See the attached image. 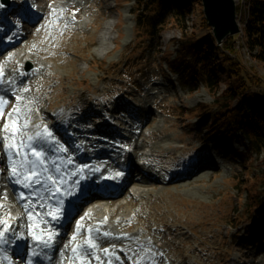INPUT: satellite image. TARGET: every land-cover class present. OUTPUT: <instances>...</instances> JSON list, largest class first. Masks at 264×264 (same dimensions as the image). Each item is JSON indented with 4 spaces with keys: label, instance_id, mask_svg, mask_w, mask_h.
Returning a JSON list of instances; mask_svg holds the SVG:
<instances>
[{
    "label": "rangeland",
    "instance_id": "374dc122",
    "mask_svg": "<svg viewBox=\"0 0 264 264\" xmlns=\"http://www.w3.org/2000/svg\"><path fill=\"white\" fill-rule=\"evenodd\" d=\"M51 1L72 11L56 17L60 25L48 36L53 40L54 32H58V39L44 48L53 54L51 61H45L46 67L53 66L47 71L50 81L31 85L33 91L28 88L31 104L25 110L18 108L19 120H23L24 114L40 118V112H47L49 117L52 111L61 110L68 116L79 112L75 126L91 133L90 114H118L143 120L152 113L155 122L144 129L152 133L147 143L153 141L158 150L163 149L160 157L167 156V161L181 166H192L201 162L203 152L209 164L204 165L208 170L194 185L156 187L150 198L155 206L147 207L145 202L139 205L140 220L148 219L159 229L165 226L168 234L163 237L162 231L160 237L163 238L158 241L166 250L175 246L184 248L185 254H190L191 249L196 251V256H189V264H200L202 258L209 260L206 264H264V216L251 218L252 207L248 200L251 182L240 184L243 174L253 176V172L259 170L262 156H248L244 144L239 142L230 148L218 149L215 141H218L213 129L217 120L216 96L222 97L229 83L225 68L220 67V87L215 95L199 82L184 85L181 74L173 72L168 63L169 56L177 57L178 40L183 33L168 20L164 26H156L157 34L153 36L151 16L156 11L150 10L155 9L156 4L146 7L150 12L142 17V24H146L143 27L138 21L145 10L141 6L146 3L143 0ZM238 2L240 16L244 18L249 2ZM39 4L49 5L45 1ZM75 16L77 20H73ZM187 18V34L196 32L204 36L212 31L208 21L204 22L203 5H195ZM39 31L38 27L33 28L31 43L39 42ZM239 51L243 64L264 81V65L254 60L247 48L241 47ZM227 55L230 56V52L227 51ZM37 103L43 106L40 108ZM107 104L116 111H109ZM206 105H212L211 110L215 111L209 126H205V115L195 112L198 106ZM51 106L55 108L51 110ZM13 109L15 107L12 113ZM10 120L8 117L7 122ZM204 127L215 139L206 134ZM169 144L182 145L185 153L170 156L169 150L174 148L169 149ZM181 155L183 158L179 160ZM4 186L2 177L0 191L9 197ZM261 190L263 187L258 191L261 193ZM170 195L174 196L173 202ZM158 196H163V200H158ZM134 220L140 222L137 218ZM169 234H172L170 238ZM57 259L58 253L51 264H56Z\"/></svg>",
    "mask_w": 264,
    "mask_h": 264
},
{
    "label": "trees",
    "instance_id": "16d2710c",
    "mask_svg": "<svg viewBox=\"0 0 264 264\" xmlns=\"http://www.w3.org/2000/svg\"><path fill=\"white\" fill-rule=\"evenodd\" d=\"M143 1L146 3L141 6L145 10L138 16V21L144 27L146 24H142V17H147L148 12L155 10L150 27L154 32L153 36L157 34L154 31L156 26H164L168 20L183 33L182 39L178 40L180 48L177 57L171 59L169 56L168 63L172 71L181 74L184 85L199 82L215 95L220 87V67L225 68L228 87L222 97L216 96L214 105L217 108V120L213 129L218 141L211 135L219 148L227 149L239 142L244 144L248 156H262L259 170L254 171L253 176L243 174L240 178V184L251 182L248 186L251 218H261L264 216V190L261 193L258 190L262 187L264 189V81L250 72L239 59L242 57L239 49L247 48L251 57L264 65V0H247L249 20L241 33L228 37L220 47L212 31L204 36L196 32L186 33L188 26L185 19L192 13L193 6L202 5V0H191V4L189 0ZM150 4H156L155 9L146 11ZM206 21L205 18L204 22L207 23ZM212 107L206 105L195 109L200 116L205 115V126H209L208 122L214 116Z\"/></svg>",
    "mask_w": 264,
    "mask_h": 264
},
{
    "label": "bare ground",
    "instance_id": "6f19581e",
    "mask_svg": "<svg viewBox=\"0 0 264 264\" xmlns=\"http://www.w3.org/2000/svg\"><path fill=\"white\" fill-rule=\"evenodd\" d=\"M46 9V8H45ZM248 9V7H247ZM61 9H58L56 12L53 13V15H59L61 13ZM1 11V7H0ZM50 16H51V11L48 13H45L42 18H39L38 23H40L43 26L42 32L39 33V45L38 47L32 46L31 49H28V47H31L28 43L25 44H19L13 48H7L3 49L0 51V61L1 60H6V54L12 51H15L19 48L25 49V52L21 53H15V55L11 58V63L14 64L16 67L18 66L19 63V58L21 59L23 63V70L27 73L28 77V83L30 85L36 84V83H48L50 81L51 76L47 74V71L52 69L53 66L47 65V67H43L39 60L35 57V54H39L43 56V59L50 61L53 59V56L51 54H48V51H45L44 47L46 46L47 43L53 44L56 40H51V37H49V32L51 29L52 24L46 25V22L50 21ZM37 22L32 26V28H35L38 24ZM247 22L244 23L246 25ZM54 26V25H53ZM50 44V45H51ZM49 45V44H48ZM49 45V46H50ZM34 52V53H33ZM45 65V64H44ZM24 72V73H25ZM19 73V71H18ZM23 104V103H22ZM40 106H42V103H40ZM29 107V106H28ZM53 106H51L52 108ZM141 114H144V111L141 112ZM43 117H46V112H43L41 114ZM115 117V116H114ZM90 119H97L99 117L95 115H90ZM117 118V117H116ZM144 118V117H143ZM56 119H57V124H50L49 126H54V131L55 134L59 137H62V133L64 130H70L72 128L70 124L66 121L63 120L62 116V111H59L56 114ZM130 122H127L129 125H124L121 124L120 128L122 129L123 132L129 133L130 138H121L122 142L128 143L132 140L131 137L134 138L135 135H138L141 133V131L146 128V125H151L155 122L154 115L150 113L148 116H146L145 119L139 120V118L132 119L131 117L129 118ZM27 121V128L23 129V135H18V138H21V140H24V144L29 145V141H31V138L41 136L44 134L43 128L45 126V122H41L39 118L35 116H26L24 117V122ZM20 125V127H22ZM112 131L114 130L113 127H111ZM12 130V129H11ZM77 130V129H76ZM137 131H140L139 133ZM7 134L8 131H7ZM79 138H84L85 131L80 132L79 131ZM142 136V134H140ZM56 137V136H55ZM162 139V137H161ZM170 141V140H167ZM32 143V141H31ZM54 148L57 151H60V146L61 144L53 142ZM103 143L102 142H95L91 140H85L83 142L78 141V146L79 149L82 147L84 150H92L98 147H101ZM69 152H74L77 147L73 145H67ZM156 153L163 152V149H159L154 146H152ZM169 149L174 148L172 151L169 150V154H175L176 149L174 145L169 144L168 145ZM167 148V149H168ZM81 149V150H82ZM112 152L115 154H118L121 158H124L125 150L117 147L113 148ZM145 156H147V159L151 162L154 158V155H149L147 153H144ZM202 160H206V158H202ZM205 161L199 162V164H194L192 167H189L187 170H184L180 172L179 174H176L173 172L172 168L169 169H160L159 174L161 175V178H165V176L173 178L171 182H169L167 185L175 184L178 187L183 188L185 185H194L195 182L197 181L200 176L204 175L208 169L204 167L208 166V163H204ZM153 165H150L148 168L149 170H152ZM179 167H176V170ZM48 177L42 179L44 182L42 186L45 187V189L48 190V192H44L43 197L47 200L44 204V202L39 203V205L44 204L45 208L49 210V214H56L59 207H56V201H57V195H50L51 192H55L56 188L54 185H52L48 179ZM134 182L137 185L144 186V187H149V186H157V182H154L146 177H142L141 179H134ZM165 188V187H164ZM77 189V188H76ZM132 192L134 193L133 196H131V204H136L139 205L141 202L144 201V199L147 198V196L152 195L153 192H155L154 189H140L135 190L133 189ZM130 191V193H132ZM36 194L41 195V191L36 192ZM70 194V193H68ZM73 195V200L68 202L67 205H65V212H71L74 211L79 204V199L75 194ZM75 196V197H74ZM159 199L163 200V196H158ZM81 199L87 200L86 207L83 208L80 212H77L74 217L77 220L76 224L79 227L77 230L79 231L80 229H85L86 233L83 235L84 238L82 240H78V235H74L75 240L70 239V243L73 245H80L81 247L78 249L80 252V257L82 260H77L73 258L70 262L67 264H89L91 258H86L85 254H89L90 247H87L85 244V241L90 237L91 240L97 244V247L95 249V255L93 258L95 259V264H106V261L108 262L109 259L111 258L114 262V264H128V260L126 258L127 255L131 256L132 258L136 259L138 261V264H147L148 259L142 258V252H148L149 256L154 257L152 254V248H151V241L147 240L145 243L139 242V239L143 236V232H151L154 233L155 235H158L160 231H158L155 227L154 224L147 220L142 221V223H138L137 221L134 220L135 217L139 216V213H137L138 209L135 210L133 208H126V206H119L117 209H113L114 207V202L112 200H106L108 202H99L95 205L96 201L94 199L86 198L83 197ZM80 199V200H81ZM10 201H15L17 200L15 195H11L9 197ZM74 205L72 208L71 206ZM153 206L154 204H150ZM6 212L9 213L8 217L15 216V213L12 212L13 207L11 205H6ZM87 213V214H86ZM12 214V215H11ZM86 214V216H85ZM50 217L52 216L51 214L49 215ZM117 217L116 220H112V217ZM108 217H111V220H108ZM46 219V218H45ZM53 219V218H52ZM51 220V218H50ZM15 221V219H14ZM101 224V226H98V224ZM75 224V226H76ZM144 227H140V226ZM30 226V227H29ZM107 229L108 234H111L113 236L105 239L110 246L108 247L109 249L107 251H102L99 248V244L104 243V240L100 237L99 235L95 236L93 233L95 230L99 228L105 227ZM136 228L138 231H131L128 232L127 229L130 228ZM20 229L26 233L27 238L31 240L30 235L28 234L29 228L35 232L36 236L38 238H47L46 230H44V226L39 224L35 219H28L27 217L23 218V221L21 223V226L19 227ZM87 230H91L90 232ZM0 237L10 240L7 234H0ZM137 243L136 247H133L132 249H127L126 246L131 245L132 243ZM160 244V242H158ZM161 245V244H160ZM43 247L44 244L42 245ZM61 248V247H60ZM66 253V252H65ZM192 254H196L194 251H192ZM182 256V255H181ZM168 257L173 264L179 263L181 264L183 261L184 263L188 261V257L186 256L184 260L178 259V255L175 253L174 250H171L170 253L168 254ZM63 257L62 255L58 256V262L57 264H62ZM161 262L164 261L163 258H159Z\"/></svg>",
    "mask_w": 264,
    "mask_h": 264
},
{
    "label": "snow or ice",
    "instance_id": "6c2138e0",
    "mask_svg": "<svg viewBox=\"0 0 264 264\" xmlns=\"http://www.w3.org/2000/svg\"><path fill=\"white\" fill-rule=\"evenodd\" d=\"M6 103L7 102L5 100L0 98V117H3V115H4L3 108L6 106ZM13 113L16 114V120H17V123L13 125L14 131L11 134V138L14 139L18 135H23V129L27 128L28 125H27V121H25L23 123L22 127L19 126V109H13ZM9 118L10 119L12 118L11 114L9 115ZM17 128H19L18 131L16 130ZM4 131L5 132L8 131L7 124L4 127ZM45 131H46L47 138L51 139L52 134L50 132H47V130H45ZM8 138L9 137H6L5 139H8ZM53 142H55V141H53ZM30 143H31V141H29V144ZM24 146H25L24 141L20 140V141H17V143L13 144L11 146L10 150H14L17 156H20V157H22L23 160L27 161L28 160V152L21 153V151H20V149L23 148ZM44 154L45 153L43 151H37V150H35V148H31V155L36 157V161L40 165L44 164V160H43ZM29 163H31V161H29ZM11 171H12L13 176L16 178L17 183H21V177H22V180H23L22 186L23 187H29L30 188L33 185H42L44 183L39 178V173H38L36 168H31L30 170L21 173L20 171H18L16 164L13 163ZM47 179L52 185L57 184V181L55 179H53L52 176H48ZM59 192H60V189L56 188L55 192H51L50 195H56V194H59ZM21 199L27 200L28 198L26 196H24L23 194H21ZM25 209L26 210L28 209L27 204L25 205ZM50 214L52 215L53 219H59L58 215L52 214V213H50ZM79 227H82V226H78V228ZM87 231L90 232L91 230H87ZM53 235H55V233H53L52 235H49L48 238L43 240L42 242L45 245L50 244L52 242ZM73 240H75V237H73ZM85 244L87 247H90L93 249L97 247V245L91 240L90 237L85 241ZM80 247H81L80 245H77L73 249V252H76ZM105 251H107V249H105ZM81 264H83V262H81Z\"/></svg>",
    "mask_w": 264,
    "mask_h": 264
},
{
    "label": "water",
    "instance_id": "95a60500",
    "mask_svg": "<svg viewBox=\"0 0 264 264\" xmlns=\"http://www.w3.org/2000/svg\"><path fill=\"white\" fill-rule=\"evenodd\" d=\"M204 14L217 43L222 45L230 37L241 33L238 23L237 0H202Z\"/></svg>",
    "mask_w": 264,
    "mask_h": 264
}]
</instances>
